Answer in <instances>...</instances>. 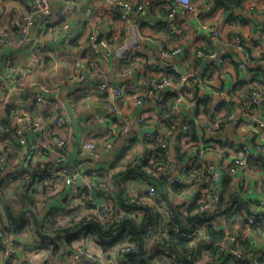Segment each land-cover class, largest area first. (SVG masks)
<instances>
[{
    "label": "clouds",
    "instance_id": "9594fccd",
    "mask_svg": "<svg viewBox=\"0 0 264 264\" xmlns=\"http://www.w3.org/2000/svg\"><path fill=\"white\" fill-rule=\"evenodd\" d=\"M2 121L0 264H264V0H0Z\"/></svg>",
    "mask_w": 264,
    "mask_h": 264
},
{
    "label": "built area",
    "instance_id": "2783aa9c",
    "mask_svg": "<svg viewBox=\"0 0 264 264\" xmlns=\"http://www.w3.org/2000/svg\"><path fill=\"white\" fill-rule=\"evenodd\" d=\"M225 55H227L226 53L225 54H222V56H225ZM159 99V98H158ZM12 105H8V109L9 110H11L12 109ZM0 123H5L6 124V121H2V122H0ZM175 188H179V187H181L180 185H173ZM102 194V195H101ZM99 195L100 196H103V193L101 192V193H99ZM159 220V217L157 216V221ZM24 223H26V222H24ZM151 223V222H150ZM262 224V222L260 221V220H257V221H255L254 222V224H253V227H257V226H260ZM170 234H172V233H170ZM69 238H72V236H70ZM129 259H132V257L130 256L129 257Z\"/></svg>",
    "mask_w": 264,
    "mask_h": 264
},
{
    "label": "crops",
    "instance_id": "0c3cea01",
    "mask_svg": "<svg viewBox=\"0 0 264 264\" xmlns=\"http://www.w3.org/2000/svg\"><path fill=\"white\" fill-rule=\"evenodd\" d=\"M222 54H225V53H221V55ZM109 83H111V78H109ZM159 98V96L157 97V99ZM6 123H7V121H6ZM23 221H22V223H21V227L23 226ZM14 230H16V231H19L20 229H14ZM76 237H72V238H68L69 239V242H71L73 239H75Z\"/></svg>",
    "mask_w": 264,
    "mask_h": 264
},
{
    "label": "trees",
    "instance_id": "16d2710c",
    "mask_svg": "<svg viewBox=\"0 0 264 264\" xmlns=\"http://www.w3.org/2000/svg\"><path fill=\"white\" fill-rule=\"evenodd\" d=\"M133 231H135L134 229H133ZM171 235V234H170Z\"/></svg>",
    "mask_w": 264,
    "mask_h": 264
},
{
    "label": "water",
    "instance_id": "95a60500",
    "mask_svg": "<svg viewBox=\"0 0 264 264\" xmlns=\"http://www.w3.org/2000/svg\"><path fill=\"white\" fill-rule=\"evenodd\" d=\"M102 195V194H101Z\"/></svg>",
    "mask_w": 264,
    "mask_h": 264
}]
</instances>
